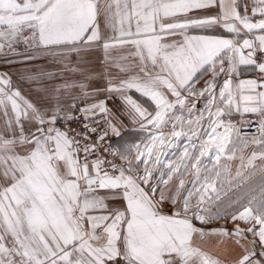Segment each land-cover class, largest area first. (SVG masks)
Wrapping results in <instances>:
<instances>
[{
	"label": "snow or ice",
	"instance_id": "snow-or-ice-1",
	"mask_svg": "<svg viewBox=\"0 0 264 264\" xmlns=\"http://www.w3.org/2000/svg\"><path fill=\"white\" fill-rule=\"evenodd\" d=\"M212 9L217 10L215 15L189 16ZM100 15V0H0V53L14 51L21 41L30 47L70 46L73 50L95 43L102 44L107 60L110 48L131 45L138 63L116 62L115 66L122 73L136 71L118 84L109 80L105 90L122 95L135 90L155 105L151 113L130 95H123L129 115L148 130V136L124 152L112 151L122 161L117 164L97 155L109 130L120 135L113 123L105 120L106 128L99 121L95 126L84 123L83 131L70 134L73 130L55 126L61 119L59 107L51 111L37 107L11 89L10 79L0 77V264H222L194 243L197 236L234 241L241 252L232 264H264V183L258 196L241 205L242 211L216 207L217 183L222 170L228 171L221 159L232 160L248 143L239 141L238 146L239 129L222 117L231 114L233 107L240 112L241 105L243 113L264 115V91H257L264 89V83L245 80L234 86L228 78L218 97L215 92L217 75L231 77L238 65L255 64L264 73V62L254 59L258 53L264 57V0H110L105 24L118 35L108 39L101 34ZM179 17L184 19L177 21ZM214 25L233 38L185 34L190 27ZM177 30L183 40L167 42ZM208 70L212 79L197 90L198 73ZM80 76L57 86L55 92L75 88L90 95L84 83L88 76L84 72ZM205 95L210 98L196 115V105L188 98ZM177 107L196 119L186 121L177 115ZM81 112L85 120L97 113L106 116V100L89 104ZM205 113L207 128L202 124ZM63 118L73 119L70 113ZM172 121L166 134L163 129ZM259 132V139L253 137L251 143L264 149V120ZM182 138L186 143L180 146V154L166 160ZM133 151L134 159H129ZM91 156L96 159L90 160ZM256 158L253 151L248 164L254 166ZM259 158L264 161V150ZM189 173L192 179L186 188L184 177ZM154 176L158 178L153 185ZM174 176L179 179L169 196L162 186ZM100 190L106 194L100 195ZM110 199L123 204L110 206ZM166 202L174 206L170 213L163 211ZM224 216L249 226L205 230L192 222L207 223ZM249 234L253 239H248Z\"/></svg>",
	"mask_w": 264,
	"mask_h": 264
},
{
	"label": "crops",
	"instance_id": "crops-1",
	"mask_svg": "<svg viewBox=\"0 0 264 264\" xmlns=\"http://www.w3.org/2000/svg\"><path fill=\"white\" fill-rule=\"evenodd\" d=\"M108 2L110 0H100L101 15L98 20L104 39H108L114 34L118 35V32L114 33L105 24L104 11L106 10ZM216 12V9H212L211 11L199 10L190 13L189 16L198 18L206 15H215ZM183 19V17H179L177 21ZM185 34L188 36L233 38L232 33L227 32L219 25L207 28L190 27L186 30ZM25 35H30V33L26 32ZM247 38H251V36ZM173 40H183L181 30H177L176 36L167 37V42H172ZM134 51L135 49L131 45L116 46L109 49L108 59L106 60L102 44L94 43L91 47L80 46L78 49L73 50L70 46L66 48L30 47L21 41L14 46V51L5 49L3 53H0V77L10 79L11 89L19 90L24 98L28 99L37 107L48 111L59 107L61 109L59 112L60 117H64L65 113L72 115L77 111L81 112V109L98 100H106V108L108 109L107 118L116 126L120 135L127 131H148L142 129L139 122L133 121L129 115L131 109L126 104L123 95H130L142 107L147 109L148 112L154 113L155 105L149 98L142 96L135 90H130L123 95L116 92L109 93L105 90L109 80L113 84H118L121 79L134 74L135 69L129 73H122L115 66L116 62L132 65L138 63V58L132 55ZM259 56H261L260 60L258 59ZM122 57H126L127 59L122 60ZM254 59H256L257 63L264 62V57L259 53L254 56ZM237 68L239 71H243L237 79V84L245 80H255L258 83H264V73H261L255 64H242L238 65ZM73 69L77 71H73ZM80 72H84L88 76V79L84 83L88 85L87 91L90 95L85 96L79 89L75 88L67 90L61 89L59 93L55 92L56 87L65 82L71 83L73 80H80ZM49 73L51 75H48ZM94 88H99L100 90L94 92ZM257 91H264V89H257ZM57 97L59 98V105H57ZM168 98L170 100L174 99L170 94H168ZM242 107L243 105H241V111L239 113L262 115L259 111L255 113H243ZM234 111L235 114L238 113L236 110ZM0 129H3L2 121H0ZM169 130H171V126ZM168 187L169 184L162 186L164 191ZM99 194L105 195L106 190H100ZM157 199H159V190ZM108 203L110 206L118 207L123 204V201L117 199L113 203L110 199ZM163 211L170 213L171 206L163 207ZM195 227L210 230L203 226ZM248 239L251 240L253 237L249 234ZM194 243L210 255L219 258L222 264H232V261L241 252V249L234 241L224 240L221 242L219 237H206L204 240H201L197 236L194 237Z\"/></svg>",
	"mask_w": 264,
	"mask_h": 264
},
{
	"label": "rangeland",
	"instance_id": "rangeland-1",
	"mask_svg": "<svg viewBox=\"0 0 264 264\" xmlns=\"http://www.w3.org/2000/svg\"><path fill=\"white\" fill-rule=\"evenodd\" d=\"M227 68L228 65H225ZM240 75V71L238 70V73L236 71L232 74L231 77H227L224 73H220L217 75L215 79L216 83V89L215 92L218 97V91L220 86H222L223 81L225 79L231 78L233 80V85L235 86L237 84V79ZM212 79V72L211 70L208 71H202L201 75L198 77L197 82L195 83L194 87L199 90L201 89L206 81H209ZM184 96H187V93H183ZM209 96L205 95L203 97L197 96L195 98L189 97L190 102H194L196 105V108L193 110L196 115H198L200 110L204 109L205 104L209 100ZM216 103H220L219 100L216 101ZM221 107L223 108L224 105L221 104ZM233 107L231 114H225L222 119L225 121V123H228L229 121L235 125L237 129H239V140H238V146L239 141H248L247 146L243 147V151H236L235 156L232 160H227L225 158L221 159V164H227L228 165V171L227 173L223 172L221 174V180L217 183V190L220 195V199L216 201V207H219L221 209L229 208L232 211L235 210H243L241 205L247 203V199L250 198L252 195H259V189L262 183H264V174L261 172V167H264V161H262L259 158V153L264 150L261 148L259 144H253L251 143V140L253 137L259 139L260 133L256 136H244L240 134V130L244 127L246 124V121L249 116L255 115L259 118L260 121L264 120V115H256V114H242L237 113L235 114ZM213 111H215V105H213ZM177 115H183L185 117V120L188 119L195 120L196 115L189 116V113L187 111H181L178 107L177 109ZM107 117V115H106ZM169 122L168 127L164 128L163 131L167 134L170 132L169 128L171 124L173 123ZM208 114L205 113L204 120L202 121L203 128H207L208 126ZM179 130V129H178ZM187 130V128L185 129ZM201 131L203 129H200ZM148 131H127L119 136H116L114 134V146L118 150V152H124L126 149H128L130 146L135 144H142L147 140ZM233 139L236 140L237 137L234 134ZM183 143H186L185 139H181L178 142V146L175 149L169 150V156L166 158V160H175L177 156L180 154L182 148L180 147ZM253 151L257 152V158L253 161V165L248 164V158L251 156V153ZM175 152L176 155H172L171 153ZM135 153L134 151L129 154V159H134ZM243 156L244 160L241 161L240 157ZM239 171L241 173L240 176H237L236 173ZM157 176H154L152 179V184H156L157 182ZM178 177L174 176L173 179L169 182V187L165 189V192L167 195L171 196L172 193L175 190V185L178 183ZM185 179V187H188V182L192 179L191 173H189L187 176L184 177ZM184 195V190H181V196ZM215 195V194H213ZM171 206V211L173 210V205L170 203H165L163 207ZM215 210V208H213ZM193 224L195 226H203L205 228L213 229V228H220L221 226H226L229 231L234 229L235 227L239 226L240 228L246 229L249 225H246L242 221H235L233 222L230 218V216H224L220 219L209 221L207 223H201L200 221H197L193 219Z\"/></svg>",
	"mask_w": 264,
	"mask_h": 264
},
{
	"label": "built area",
	"instance_id": "built-area-1",
	"mask_svg": "<svg viewBox=\"0 0 264 264\" xmlns=\"http://www.w3.org/2000/svg\"><path fill=\"white\" fill-rule=\"evenodd\" d=\"M258 59H261V56L258 57ZM225 65H228L227 61L225 62ZM236 73H238V68L236 69ZM73 119H64L61 117L59 119L58 123L55 125L56 127L60 128L61 130H73L72 133L75 132H81L83 131V124L89 123L93 126H95L96 122L99 121L101 124V128H106L107 124L104 123L105 120L109 121L106 116H101L100 114H97L94 118L85 120L84 114L80 111H77L71 115ZM261 121L259 118L255 115L249 116L246 124L240 130V134L244 136H256L259 132V126ZM96 137L93 136V140H95ZM110 146L109 151H105V148H108ZM112 151H117V149L114 146V134L109 130L108 135L105 137V140L103 141V144L100 148V151L97 153V155L102 156L106 158L107 160H114L115 163L120 164L122 161L119 159V157H113L111 155ZM81 158H83V153H81ZM96 159V156H91L90 160ZM110 170V169H109Z\"/></svg>",
	"mask_w": 264,
	"mask_h": 264
},
{
	"label": "trees",
	"instance_id": "trees-1",
	"mask_svg": "<svg viewBox=\"0 0 264 264\" xmlns=\"http://www.w3.org/2000/svg\"><path fill=\"white\" fill-rule=\"evenodd\" d=\"M243 73L242 70H240V75ZM201 75V73H198V77Z\"/></svg>",
	"mask_w": 264,
	"mask_h": 264
}]
</instances>
